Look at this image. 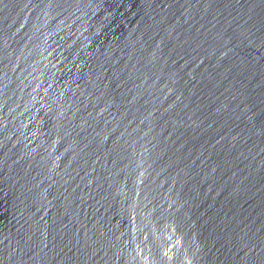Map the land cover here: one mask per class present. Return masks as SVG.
<instances>
[{
    "label": "water",
    "instance_id": "water-1",
    "mask_svg": "<svg viewBox=\"0 0 264 264\" xmlns=\"http://www.w3.org/2000/svg\"><path fill=\"white\" fill-rule=\"evenodd\" d=\"M0 264H264V0H0Z\"/></svg>",
    "mask_w": 264,
    "mask_h": 264
}]
</instances>
